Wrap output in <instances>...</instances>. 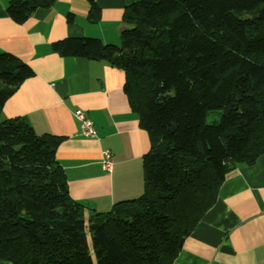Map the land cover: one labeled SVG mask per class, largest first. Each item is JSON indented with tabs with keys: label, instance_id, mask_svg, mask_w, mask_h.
Returning <instances> with one entry per match:
<instances>
[{
	"label": "trees",
	"instance_id": "obj_1",
	"mask_svg": "<svg viewBox=\"0 0 264 264\" xmlns=\"http://www.w3.org/2000/svg\"><path fill=\"white\" fill-rule=\"evenodd\" d=\"M51 2L11 1L5 12L21 24ZM99 18L92 3L87 19ZM122 22L118 46L70 37L52 50L123 73L150 143L143 194L86 217L55 158L62 138L0 121V262L172 264L224 176L264 154V0H139ZM32 76L0 53V109Z\"/></svg>",
	"mask_w": 264,
	"mask_h": 264
},
{
	"label": "crops",
	"instance_id": "obj_2",
	"mask_svg": "<svg viewBox=\"0 0 264 264\" xmlns=\"http://www.w3.org/2000/svg\"><path fill=\"white\" fill-rule=\"evenodd\" d=\"M11 1L23 0H0V53L26 64L33 76L1 107L0 121L23 119L36 135L62 138L55 158L70 198L85 208L86 217L138 198L150 143L128 105L123 73L103 61L60 57L52 44L89 37L118 46L123 10L139 0H52L21 24L5 12ZM92 3L100 11L96 23L87 19ZM76 110L92 122L96 138L82 135ZM104 150L112 155L110 172L101 164ZM172 264H264V154L224 176L214 204Z\"/></svg>",
	"mask_w": 264,
	"mask_h": 264
},
{
	"label": "built area",
	"instance_id": "obj_3",
	"mask_svg": "<svg viewBox=\"0 0 264 264\" xmlns=\"http://www.w3.org/2000/svg\"><path fill=\"white\" fill-rule=\"evenodd\" d=\"M75 119L80 124L81 133L87 138H96V131L92 122L85 116L84 112L81 110H76L74 112ZM101 164L106 172H110L113 166L112 155L108 150H104L101 153Z\"/></svg>",
	"mask_w": 264,
	"mask_h": 264
},
{
	"label": "rangeland",
	"instance_id": "obj_4",
	"mask_svg": "<svg viewBox=\"0 0 264 264\" xmlns=\"http://www.w3.org/2000/svg\"><path fill=\"white\" fill-rule=\"evenodd\" d=\"M217 118H218V114H217V113H215V112H210V113H208V115L206 116V118H205V122H206L207 124H210V123L216 121Z\"/></svg>",
	"mask_w": 264,
	"mask_h": 264
}]
</instances>
